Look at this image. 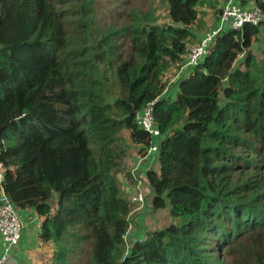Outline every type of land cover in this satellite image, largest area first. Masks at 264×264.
<instances>
[{
	"label": "trees",
	"instance_id": "trees-1",
	"mask_svg": "<svg viewBox=\"0 0 264 264\" xmlns=\"http://www.w3.org/2000/svg\"><path fill=\"white\" fill-rule=\"evenodd\" d=\"M153 1L0 0L3 193L43 218L50 264H264V50L247 52L264 23L222 30L185 70L207 0H158L165 23ZM155 100L150 208L174 220L127 249L118 175Z\"/></svg>",
	"mask_w": 264,
	"mask_h": 264
},
{
	"label": "built area",
	"instance_id": "built-area-1",
	"mask_svg": "<svg viewBox=\"0 0 264 264\" xmlns=\"http://www.w3.org/2000/svg\"><path fill=\"white\" fill-rule=\"evenodd\" d=\"M221 13L219 15V24L216 28L202 37L198 44L189 47L186 55L187 67H195L202 58L208 54L210 45L214 38L224 29L240 31L246 24L259 26L264 23V12L255 6L251 0H222ZM246 2L245 5L242 3ZM156 101L148 103L140 112L135 115L137 126L149 135L150 138H158L160 132L157 129L154 117L153 106ZM158 147L155 144L149 146L143 155L139 157L136 163L129 171L130 180L133 184V193L130 201L135 208L132 213L140 212L145 208L146 196L150 194L149 185L142 171L141 166L144 159L157 153ZM4 170L0 163V180L3 178ZM148 187V188H147ZM131 213V214H132ZM22 222L18 216L16 207L10 202L4 194L0 197V237L4 244L0 255V264H5L8 260L11 250L17 246L21 238Z\"/></svg>",
	"mask_w": 264,
	"mask_h": 264
},
{
	"label": "crops",
	"instance_id": "crops-1",
	"mask_svg": "<svg viewBox=\"0 0 264 264\" xmlns=\"http://www.w3.org/2000/svg\"><path fill=\"white\" fill-rule=\"evenodd\" d=\"M204 20L206 19L204 18ZM216 23L218 26L219 19L217 20ZM215 25L213 26V28H215ZM201 38L202 35L200 36L199 40ZM167 93L170 95V97L175 96V88L172 86V83L170 86H168ZM159 141H160L159 138H153L151 140V142L156 145L159 143ZM141 148L142 147L139 145H131L127 158L124 161L125 169L122 173L118 175L119 183L121 185V190L124 192L126 197H128V199H130L131 194L133 193V184L132 181L130 180L129 171L132 168V166L136 163L138 158L143 157L139 153V150ZM141 169L145 173H147V171L149 170L158 172L159 164L156 154H151L147 156L142 163ZM2 179L0 180V197L3 195V189L1 185ZM149 190L151 192L150 188ZM146 197L148 200H151L152 197L151 193ZM17 212L23 225L21 238L17 246H15L11 250L8 260L5 264H50L51 259L53 257L52 245L43 244L39 238L40 226L43 222V218L36 215L34 210L32 209L29 210L17 209ZM141 218L142 215L140 214V212L137 213L134 212L129 216L128 219L129 227L125 237V242L128 247L130 246V244L139 240H143L145 238L146 233L142 229ZM3 247L4 244L0 237V255L2 253Z\"/></svg>",
	"mask_w": 264,
	"mask_h": 264
},
{
	"label": "rangeland",
	"instance_id": "rangeland-1",
	"mask_svg": "<svg viewBox=\"0 0 264 264\" xmlns=\"http://www.w3.org/2000/svg\"><path fill=\"white\" fill-rule=\"evenodd\" d=\"M154 1L151 4H153V7H157V13L160 16V20L158 22L159 23L167 22L168 19L166 16L165 8L158 4V0H154ZM204 2L205 4L201 5L198 8V11H199L198 23H196L193 26L194 32L197 35L196 39L193 41L195 43H197L201 35L202 37H204L208 32L212 30L213 26L216 24L218 20L217 10L221 9L222 3H223L222 0H209V1L207 0ZM204 18L206 20H204ZM263 50H264V30L262 31V34L260 35L258 40L252 45V47L247 52H251L256 58L260 59L262 56ZM243 59H244V56L240 55L238 58V61L236 62V66H239V64L241 63ZM149 201L150 200L148 199L146 200V202H149ZM50 204L53 205V207L56 205V196H54L51 199ZM142 210L140 214L142 215V218H141L142 229L145 231V233L148 231H153V230L162 228L170 224L171 221L173 222L174 220L169 215V209L167 207L164 210L153 212L149 204V206L147 205L146 208L143 211ZM78 258L81 264H85L87 260H89L90 255L87 252L77 251L73 259L77 260Z\"/></svg>",
	"mask_w": 264,
	"mask_h": 264
},
{
	"label": "clouds",
	"instance_id": "clouds-1",
	"mask_svg": "<svg viewBox=\"0 0 264 264\" xmlns=\"http://www.w3.org/2000/svg\"><path fill=\"white\" fill-rule=\"evenodd\" d=\"M155 101H157V100H155ZM155 122V121H154ZM137 125V124H136ZM158 129V128H157ZM160 132V131H159ZM147 134V133H146ZM148 135V134H147ZM149 136V135H148ZM150 138V137H149ZM159 138V142H161V140H162V135H161V133H160V136L158 137ZM153 138H150V142H149V145L146 147V150H147V148L149 147V146H151L153 143L151 142V140H152ZM159 144V143H158ZM158 144H157V147H158ZM156 145V144H155ZM3 166V165H2ZM150 188V187H149ZM151 193V192H150ZM4 194V193H3ZM5 195V194H4ZM146 200H147V198H146ZM132 203V202H131ZM133 204V203H132ZM148 204H150V202H146L145 203V208H146V206L148 205ZM133 206H134V204H133ZM134 208H135V206H134ZM144 208V209H145ZM134 210V209H133ZM143 211V210H142ZM133 212V211H132ZM131 212V213H132ZM141 212V211H140ZM131 213L129 214V216L131 215ZM133 214V213H132ZM129 216H128V219H129ZM128 231V230H127ZM127 233V232H126ZM126 233H125V235H124V241H125V237H126ZM125 244H126V242H125ZM126 247H127V249H129V247L126 245Z\"/></svg>",
	"mask_w": 264,
	"mask_h": 264
},
{
	"label": "water",
	"instance_id": "water-1",
	"mask_svg": "<svg viewBox=\"0 0 264 264\" xmlns=\"http://www.w3.org/2000/svg\"><path fill=\"white\" fill-rule=\"evenodd\" d=\"M124 169H125V167L123 166V167H122V170L124 171Z\"/></svg>",
	"mask_w": 264,
	"mask_h": 264
}]
</instances>
